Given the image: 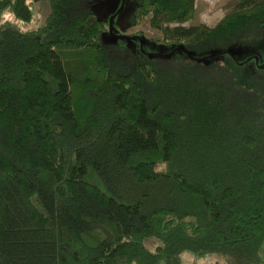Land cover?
Listing matches in <instances>:
<instances>
[{
    "label": "trees",
    "instance_id": "1",
    "mask_svg": "<svg viewBox=\"0 0 264 264\" xmlns=\"http://www.w3.org/2000/svg\"><path fill=\"white\" fill-rule=\"evenodd\" d=\"M90 1L0 0V264H264V64L230 50L264 0H138L115 48ZM146 18L168 55L130 50Z\"/></svg>",
    "mask_w": 264,
    "mask_h": 264
},
{
    "label": "rangeland",
    "instance_id": "2",
    "mask_svg": "<svg viewBox=\"0 0 264 264\" xmlns=\"http://www.w3.org/2000/svg\"><path fill=\"white\" fill-rule=\"evenodd\" d=\"M195 2L196 10L194 18L186 23L185 26L187 27L198 26L200 24L213 27L233 8V0H195ZM137 3L138 0H91L86 5L88 11L96 14L100 20L107 23V29L101 38V42L105 46L115 48L117 43L115 37H124L125 31L132 24V17ZM34 6V14L37 20L43 22L50 14L49 6L47 4ZM112 21V31L115 37H112L110 32ZM137 34H142L144 42L134 40L130 43L129 48L135 55L145 53L148 55L166 56L172 50V48L157 42L161 38V34L151 28L148 18L144 19L137 28L132 29L128 33V35L133 36H137ZM230 50L235 53V59L238 62H244L246 59L253 57L258 60L260 65L264 64V39L246 45L235 46ZM154 243V241H149L146 245L149 249L153 250L156 245ZM183 260L185 264H201V261H203V264H226L216 257L195 259L190 254H185Z\"/></svg>",
    "mask_w": 264,
    "mask_h": 264
},
{
    "label": "clouds",
    "instance_id": "3",
    "mask_svg": "<svg viewBox=\"0 0 264 264\" xmlns=\"http://www.w3.org/2000/svg\"><path fill=\"white\" fill-rule=\"evenodd\" d=\"M9 23L18 27L21 31H26L24 21L18 19L10 8H6L3 12H0V26ZM201 264H203V261H201Z\"/></svg>",
    "mask_w": 264,
    "mask_h": 264
},
{
    "label": "water",
    "instance_id": "4",
    "mask_svg": "<svg viewBox=\"0 0 264 264\" xmlns=\"http://www.w3.org/2000/svg\"><path fill=\"white\" fill-rule=\"evenodd\" d=\"M112 26H113V21H112L111 26H110V32H111L112 37H115V36L113 35ZM115 38H116V37H115Z\"/></svg>",
    "mask_w": 264,
    "mask_h": 264
}]
</instances>
